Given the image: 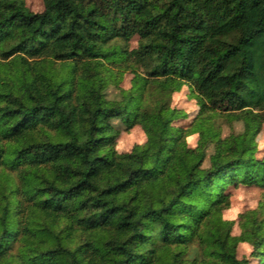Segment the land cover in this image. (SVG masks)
<instances>
[{
  "label": "trees",
  "instance_id": "trees-1",
  "mask_svg": "<svg viewBox=\"0 0 264 264\" xmlns=\"http://www.w3.org/2000/svg\"><path fill=\"white\" fill-rule=\"evenodd\" d=\"M44 2L0 0V264H264V191L239 235L223 218L264 188V0Z\"/></svg>",
  "mask_w": 264,
  "mask_h": 264
},
{
  "label": "rangeland",
  "instance_id": "rangeland-1",
  "mask_svg": "<svg viewBox=\"0 0 264 264\" xmlns=\"http://www.w3.org/2000/svg\"><path fill=\"white\" fill-rule=\"evenodd\" d=\"M26 4L33 12H40L44 10V0H26ZM138 45V38H134L130 42L131 48H135ZM141 70V69H140ZM134 78V72L132 69H126L120 82V86L124 88H130ZM116 88L111 89V94L115 93ZM171 105L183 110L186 115L178 120L180 125H188L197 115L199 106L197 100L194 97L190 84H185L181 90L173 93L171 98ZM242 129L241 123H235L230 127L225 124L223 126V136L228 135L231 131H240ZM199 139V133H194L188 136L187 141L190 146L197 145ZM147 140V134L141 126H135L129 131H123L117 139V149L119 151H129L134 144H142ZM258 157L264 156V125L261 132L257 136ZM228 192H231V206L224 210L223 218L234 220L233 233L239 235L241 233L240 219L241 214L252 209H256L259 206V202L262 197L264 188L256 185H243L238 186L230 185L227 188ZM237 254L239 258L247 257L252 264H260L263 262L261 257L252 255L253 246L248 242H241L238 246Z\"/></svg>",
  "mask_w": 264,
  "mask_h": 264
}]
</instances>
